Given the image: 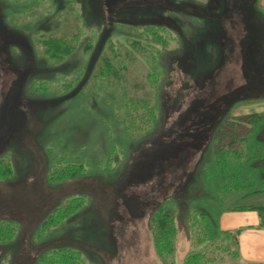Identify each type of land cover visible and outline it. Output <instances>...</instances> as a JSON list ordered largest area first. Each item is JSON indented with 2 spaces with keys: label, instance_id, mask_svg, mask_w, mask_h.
I'll return each instance as SVG.
<instances>
[{
  "label": "rangeland",
  "instance_id": "rangeland-1",
  "mask_svg": "<svg viewBox=\"0 0 264 264\" xmlns=\"http://www.w3.org/2000/svg\"><path fill=\"white\" fill-rule=\"evenodd\" d=\"M75 32L71 53L46 50L44 39ZM117 49L122 78L97 74ZM126 97L149 99L157 115L131 137L118 119ZM253 111L264 112V0H0V154L13 165L0 179V219L17 229L0 241V264H53L42 255L58 247L84 264H165L153 220L168 207L177 231L167 262L182 264L194 209L214 235L244 218L235 207L264 202V150L230 157L227 171L216 153L223 125ZM249 131L263 149L264 118ZM81 161L82 176L47 180L51 165ZM237 170L250 185L225 188ZM78 194L73 215L43 225Z\"/></svg>",
  "mask_w": 264,
  "mask_h": 264
},
{
  "label": "trees",
  "instance_id": "trees-1",
  "mask_svg": "<svg viewBox=\"0 0 264 264\" xmlns=\"http://www.w3.org/2000/svg\"><path fill=\"white\" fill-rule=\"evenodd\" d=\"M154 28V25H148L146 30L147 32H151V29ZM153 33L157 36V32ZM157 37L164 42L165 38L161 34ZM78 39L79 33L75 32L69 40L49 36L48 39H44L43 41L46 44V50L52 57H55L56 55L61 56L62 53H71L76 47ZM134 42L136 43L135 45L137 48H139L140 45H137L139 44V40L135 39ZM120 55L121 53L118 49L113 52L112 59L103 55L102 65L97 74L105 77L114 76L116 79L120 80L122 78V72L125 70L126 62L122 59L115 63L112 62L113 59L117 60V57L120 58ZM157 75L158 73L154 68L147 74V78L151 80ZM156 116L155 107L149 99L126 97L124 110L121 115H118V119L124 127L126 136L131 137L135 135L134 132L136 128L134 127L141 128L142 126H148L155 120ZM263 118L264 112L253 111L244 114L242 117L233 116L231 117L233 121L229 120L230 122L223 125L221 137L219 139L220 148H217L216 151L223 171H227V160L230 157H233L235 161H240L244 156L247 159L249 157L254 158L262 155L264 148L262 149L256 146V142L249 143V141H247L248 138L243 136L245 134H250L249 129L256 127ZM137 119H139L140 122L135 124L134 122ZM231 126L233 128H231ZM254 166L251 165L253 168ZM85 171L86 167L82 161L78 163L67 162L60 166L51 165L47 180L52 183L68 180L82 176ZM12 172L13 165L11 161L5 154H0V179L8 178ZM245 179L246 178L241 177V172L237 170L233 175H228L225 182V188L235 191L246 188L250 184H248ZM83 203L84 197H82V195L78 194L71 196L65 203H59L56 205V207L43 220V225L59 224L67 217L73 215ZM235 209L257 210L261 217L259 225L264 226V202L241 205L235 207ZM190 216L195 248L186 255L182 264H226L223 263L225 257H229L232 260H238L241 258L239 241L240 228L224 229L217 226L215 234L209 235L206 224V214L203 211L194 209ZM176 231L175 216L171 207L155 213L153 220V236L157 249L164 256H162V259L165 260V264H178L173 260L167 262L168 256L166 257V255H168L169 252L171 253L174 248L173 238L175 237ZM16 232L17 229L15 222L0 219V241H6L13 238L16 235ZM42 256L46 257V259L53 264H84L81 262V253L75 248L58 247L50 250ZM243 261L244 263L242 264H264L263 261Z\"/></svg>",
  "mask_w": 264,
  "mask_h": 264
},
{
  "label": "crops",
  "instance_id": "crops-1",
  "mask_svg": "<svg viewBox=\"0 0 264 264\" xmlns=\"http://www.w3.org/2000/svg\"><path fill=\"white\" fill-rule=\"evenodd\" d=\"M244 218L236 215L227 218L221 227L240 228L239 241L241 257L247 261L264 262V226H260L261 217L256 210H242ZM247 215V216H246ZM235 220H228L233 219Z\"/></svg>",
  "mask_w": 264,
  "mask_h": 264
},
{
  "label": "bare ground",
  "instance_id": "bare-ground-1",
  "mask_svg": "<svg viewBox=\"0 0 264 264\" xmlns=\"http://www.w3.org/2000/svg\"><path fill=\"white\" fill-rule=\"evenodd\" d=\"M30 116H31V121L32 122H34V120H35V126H37V122L39 123L40 121V119H39V113L38 112H36V110H33V111H31L30 112Z\"/></svg>",
  "mask_w": 264,
  "mask_h": 264
}]
</instances>
